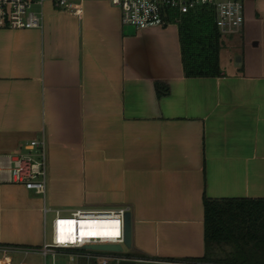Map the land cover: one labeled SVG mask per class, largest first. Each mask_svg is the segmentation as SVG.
Segmentation results:
<instances>
[{
    "label": "crops",
    "instance_id": "crops-1",
    "mask_svg": "<svg viewBox=\"0 0 264 264\" xmlns=\"http://www.w3.org/2000/svg\"><path fill=\"white\" fill-rule=\"evenodd\" d=\"M65 1L78 13L47 2L40 29L0 30V156L43 138L47 162L44 199L0 184V250L38 248L54 211L129 206L125 254L201 258L203 198L264 200V0L213 78L184 76L176 25Z\"/></svg>",
    "mask_w": 264,
    "mask_h": 264
},
{
    "label": "built area",
    "instance_id": "built-area-1",
    "mask_svg": "<svg viewBox=\"0 0 264 264\" xmlns=\"http://www.w3.org/2000/svg\"><path fill=\"white\" fill-rule=\"evenodd\" d=\"M52 3L55 9L77 14V7L65 0H0V30L26 31L40 29L42 24L41 7ZM112 7L120 13L124 27L134 30L163 28L168 22V12L179 16L199 7H209L214 12L215 28L222 39L240 34L244 23V0H109ZM38 10V11H35ZM176 25V21L173 23ZM47 182V162L43 138L21 144L9 154L0 156V184L19 186L44 199ZM49 210L43 207L45 217ZM131 213L129 206L77 210L65 217L58 211L53 212L50 223V237H44L42 244L34 249L3 248L0 250V264H12L15 255H37L44 261L50 258L54 264L56 256L66 258L68 264H119L133 261L137 264H198L191 261H153L146 259H127L124 257L125 219ZM73 222L71 228L64 227L66 243L60 242L61 222ZM118 225V236L84 235L81 232L108 231V228L88 229L81 225ZM75 236V242L71 236ZM97 246H117L121 253L91 250Z\"/></svg>",
    "mask_w": 264,
    "mask_h": 264
},
{
    "label": "trees",
    "instance_id": "trees-1",
    "mask_svg": "<svg viewBox=\"0 0 264 264\" xmlns=\"http://www.w3.org/2000/svg\"><path fill=\"white\" fill-rule=\"evenodd\" d=\"M167 20L176 21L183 74L186 78H213L220 75L219 53L222 38L214 24V12L199 7L179 16L168 12ZM157 96L167 89L156 85ZM203 256L187 260L198 264H264V200L203 198ZM127 259H144L125 254Z\"/></svg>",
    "mask_w": 264,
    "mask_h": 264
},
{
    "label": "rangeland",
    "instance_id": "rangeland-1",
    "mask_svg": "<svg viewBox=\"0 0 264 264\" xmlns=\"http://www.w3.org/2000/svg\"><path fill=\"white\" fill-rule=\"evenodd\" d=\"M222 43L226 44V39H222ZM224 57H225L224 52H221L222 60H224ZM223 63H224V61H223ZM64 216L70 217L69 214L64 215ZM52 218L53 217L51 215H47V217H46V237H47V239H49V237H50V223H51ZM124 248H123V253L126 252V250H125L126 248L125 249ZM19 263L20 264H43L44 261L41 257L26 256L24 258V256L15 255L13 257V263L12 264H19ZM45 264H50V258H47L45 260ZM54 264H68V262H67L66 258H64L62 256H56ZM87 264H94V263L90 262Z\"/></svg>",
    "mask_w": 264,
    "mask_h": 264
},
{
    "label": "snow or ice",
    "instance_id": "snow-or-ice-1",
    "mask_svg": "<svg viewBox=\"0 0 264 264\" xmlns=\"http://www.w3.org/2000/svg\"><path fill=\"white\" fill-rule=\"evenodd\" d=\"M73 222H61V231H60V242L61 243H66L67 239L65 237V232H64V227L67 224V226L69 228H71ZM108 228L111 230L108 231H88V232H81V237H83L84 235H101V236H118L119 232H118V225H105V226H100V225H93V224H88V225H81V228H88V229H98V228ZM69 235L71 236V239L73 242H75V236L71 235V233H69Z\"/></svg>",
    "mask_w": 264,
    "mask_h": 264
},
{
    "label": "water",
    "instance_id": "water-1",
    "mask_svg": "<svg viewBox=\"0 0 264 264\" xmlns=\"http://www.w3.org/2000/svg\"><path fill=\"white\" fill-rule=\"evenodd\" d=\"M125 247H129V223L127 220V217L125 219ZM91 250L94 251H99V252H112V253H121L122 249L117 246H97V247H92L90 248ZM119 264H137L133 261H121ZM150 264H157V263H150Z\"/></svg>",
    "mask_w": 264,
    "mask_h": 264
},
{
    "label": "bare ground",
    "instance_id": "bare-ground-1",
    "mask_svg": "<svg viewBox=\"0 0 264 264\" xmlns=\"http://www.w3.org/2000/svg\"><path fill=\"white\" fill-rule=\"evenodd\" d=\"M72 225H73V223H72ZM72 225H71V226H72Z\"/></svg>",
    "mask_w": 264,
    "mask_h": 264
}]
</instances>
